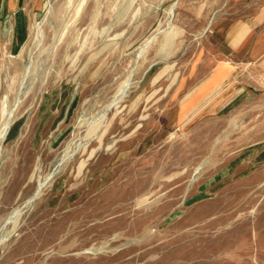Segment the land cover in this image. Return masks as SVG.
<instances>
[{"label":"rangeland","instance_id":"rangeland-1","mask_svg":"<svg viewBox=\"0 0 264 264\" xmlns=\"http://www.w3.org/2000/svg\"><path fill=\"white\" fill-rule=\"evenodd\" d=\"M0 264H264V0H0Z\"/></svg>","mask_w":264,"mask_h":264},{"label":"crops","instance_id":"crops-1","mask_svg":"<svg viewBox=\"0 0 264 264\" xmlns=\"http://www.w3.org/2000/svg\"><path fill=\"white\" fill-rule=\"evenodd\" d=\"M247 35V34H246Z\"/></svg>","mask_w":264,"mask_h":264}]
</instances>
